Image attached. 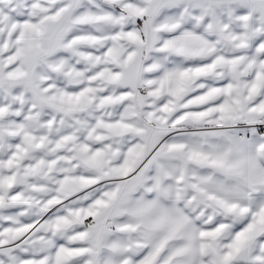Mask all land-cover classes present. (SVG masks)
<instances>
[{
  "label": "snow or ice",
  "instance_id": "1",
  "mask_svg": "<svg viewBox=\"0 0 264 264\" xmlns=\"http://www.w3.org/2000/svg\"><path fill=\"white\" fill-rule=\"evenodd\" d=\"M0 264H264V0H0Z\"/></svg>",
  "mask_w": 264,
  "mask_h": 264
}]
</instances>
